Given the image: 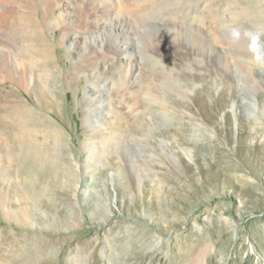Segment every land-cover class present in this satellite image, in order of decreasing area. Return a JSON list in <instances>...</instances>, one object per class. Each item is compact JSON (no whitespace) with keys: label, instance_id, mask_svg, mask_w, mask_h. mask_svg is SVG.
Wrapping results in <instances>:
<instances>
[{"label":"rangeland","instance_id":"1","mask_svg":"<svg viewBox=\"0 0 264 264\" xmlns=\"http://www.w3.org/2000/svg\"><path fill=\"white\" fill-rule=\"evenodd\" d=\"M97 4L7 3L38 83L0 85V264H264V0H131L122 67Z\"/></svg>","mask_w":264,"mask_h":264},{"label":"bare ground","instance_id":"2","mask_svg":"<svg viewBox=\"0 0 264 264\" xmlns=\"http://www.w3.org/2000/svg\"><path fill=\"white\" fill-rule=\"evenodd\" d=\"M15 1L17 0H0V85L5 83H10L12 86H14L17 89L30 92L32 89L36 87V84L38 83V78L34 74L35 58L33 54L32 45L31 44H27L28 46L24 45L23 42H21V40L31 37L33 33L29 35H27L28 33H26L25 35L26 37L21 39L22 34L20 36L18 34L17 35L15 34L17 28L13 21L12 22L14 24L10 22L13 25L8 23L11 26L9 25L7 27L2 26L6 16L9 14V12L13 11V9L10 6H7V3H9L10 5V2L13 3ZM29 1L31 5H34V3H36V0H29ZM129 2H131V0H98L95 17L93 18V21L96 24L94 31L99 32L100 34H106V33L108 34L107 39L105 40L107 41L106 45L111 52L113 51L114 53H116V57L118 61L117 63L120 67L125 66L126 64L130 63L133 58H135L133 53L138 50L140 45L141 46L143 45V43H140L139 39L142 36V34L145 32V31L142 32L139 29V27H137L136 29H134V33L130 34L131 28H133L130 25H133L134 22L128 17ZM156 8H158V10L156 9L155 11H153L154 16L149 17V19L145 21L144 26L149 24L155 26L153 29L160 31L163 35H165V37L167 35L173 36L174 32L172 31L173 30L172 28L178 26L183 30L182 33L178 35L184 37L185 40L187 39L193 40L194 37L193 35L195 30L193 26H199L197 22L195 23L193 19L191 20L184 19L183 20L184 22H180L179 25H176L175 21L172 22V21H168V20L166 21L160 19L161 17L160 15L162 13L159 7ZM47 17L48 16H46V18ZM51 24L52 22L49 20V18H47L44 27H47L48 25ZM22 31H26V29ZM19 32L17 31V33ZM76 36H78V34ZM244 37H246V39L249 42L252 43L254 42V37L252 33L249 32L246 35H244ZM30 39L31 38H29V40ZM93 39H96L98 41L100 39V35L95 36ZM206 39L207 38L204 36V38H202L201 40L203 41L209 40ZM29 40L25 39V42L26 41L29 42ZM100 45L104 46V42H101ZM27 58L30 60L29 63L27 62ZM102 92H104V90L101 88V90H99L98 96L102 95ZM16 101L18 103L21 102V100L18 98L15 99V102ZM96 104L94 103L95 108H91L89 114V118L94 120V122H97L98 114L101 113V111L97 112L95 110L98 109L97 106H100V103H98L97 105ZM13 129H15L14 125L10 124L5 117L0 116V130L2 131V133L9 132L10 130ZM104 143L112 146L113 144H116L118 142L117 140L114 139V137L110 136L105 140ZM3 161L8 162L5 159V156H2L0 158V164ZM3 172L4 169L0 167V176ZM0 182H2L1 179ZM7 200L8 197L6 196V193L5 195L2 194L0 197V207H3L5 209L6 205L4 204L6 203ZM168 264H204V262L203 259L194 257L192 259H182L181 261H169Z\"/></svg>","mask_w":264,"mask_h":264}]
</instances>
